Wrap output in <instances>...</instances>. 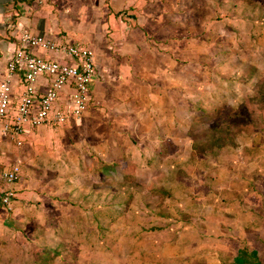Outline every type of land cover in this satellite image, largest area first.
I'll return each instance as SVG.
<instances>
[{
  "label": "crops",
  "instance_id": "1",
  "mask_svg": "<svg viewBox=\"0 0 264 264\" xmlns=\"http://www.w3.org/2000/svg\"><path fill=\"white\" fill-rule=\"evenodd\" d=\"M196 1L0 0V79L17 46L14 31L20 29L88 47L97 65L92 102L80 119L27 130L20 146L0 137V167L21 166L11 208L0 211V264H52L60 248L70 246L76 252L73 263H102L104 229L119 222L121 183L133 188L127 200L133 202L129 213L134 223L150 213L157 228L145 230L165 239L172 238L168 231L180 232L160 254L164 264H264L256 256L264 246L263 176H246L242 159L231 155L221 160L212 151L191 160L193 170L202 167L203 174L186 175L181 171L186 158L175 157L194 150V142L181 138L189 129L185 119L206 114L210 103L232 107L222 98L232 91L229 78L235 77L238 88H254L253 76L240 68L247 50L237 42L245 40L242 32L236 38L232 33L238 30L231 28L226 47L215 40L213 26L201 23L213 19L217 9L247 11L256 3L264 6V0L217 2L214 7ZM237 13H226L228 27L245 24L247 16ZM94 19L98 32L86 24ZM220 69L230 71L228 80L220 78ZM241 98L236 102L246 97ZM234 143L213 151L240 148ZM168 166H177L172 176ZM142 184L145 196H161L163 204L147 200L142 208ZM180 215L183 224L177 223ZM173 216L175 227L167 222ZM200 245L205 253L194 256ZM113 256L118 264V250ZM135 256L129 255V261Z\"/></svg>",
  "mask_w": 264,
  "mask_h": 264
},
{
  "label": "rangeland",
  "instance_id": "2",
  "mask_svg": "<svg viewBox=\"0 0 264 264\" xmlns=\"http://www.w3.org/2000/svg\"><path fill=\"white\" fill-rule=\"evenodd\" d=\"M196 2H210V7H214L213 3L216 4L217 2H230V4H232V2L233 3L234 2H251V0H197ZM200 6H202V4ZM219 10L223 11L222 8H219ZM223 12L224 13H220L218 12V9H217V11L214 12L215 13L214 18L207 19L205 23L202 22L201 26H204V25L213 26V30H215V33H216L215 40L217 39L218 41H220L221 45L223 42V44L226 47L230 45L229 44L230 41L228 40L230 39L229 36L231 34L229 33L231 32V28H235L236 30H238L236 31V33H232V35H235L236 38H239L240 37L239 32L240 31L242 32L241 36H245L246 38L245 40H243V38L241 37V40H237V42L241 46H246L247 50L243 51L244 53L242 54L243 56H242V62H241L240 68H242V70L249 69L248 71L244 70V72L247 71L246 74L253 76V79H252L253 82L251 83V85L252 86L255 85L257 87L256 88L257 91L254 92L253 88L252 90H248L247 88L246 90L243 87L238 88V86H236L235 84V81H236L235 77L234 76L231 78L228 77L229 81L232 83L230 84V90L232 91L228 94V97L227 96L223 97L222 95V98L227 99L225 101H227V103H229L232 106L231 108H233L234 110L235 109H240V110L245 109L243 113L247 115L245 119L230 121L233 123H236V122L237 123L235 124V126H231V128L233 129L232 131L231 129L229 130L228 132L229 137L233 138L234 142L237 141L238 144L240 143V148L232 149V151L225 152L222 150L213 151V149L216 148L214 147L211 151H212V154L214 155L213 157L218 156V158L221 160L229 159L232 157L236 158L238 161L239 159L240 160L242 159L243 160L242 162H244L242 165L244 166V168H242L243 170L242 173L245 174L247 172L246 176H250L254 174L263 176V180L261 182V184H263L264 183V115H263L264 114V6H260L259 3H256L255 6H251V7L249 6L247 11H245V8H240V7L235 8L231 6V9L229 8V11H227L229 14H236L238 12L242 16L244 15L247 16L244 19L245 24H240L241 28L238 27L239 25L238 23L237 24L233 23L232 25H230V27H228L227 21L225 20L227 16L226 14L227 12L226 11H223ZM94 21H95L94 23L89 21L86 24L88 25L89 28H92V30H95L96 32H98L99 24L98 22H96L97 21L96 19H94ZM243 32H245L246 34L244 35ZM202 42L207 43V40L202 39ZM189 44L190 43H187V45ZM220 70H221V73H219V75L221 76L220 78L226 77L224 78V81L228 80L227 75L231 74L230 71L229 73H227L225 72L226 71L225 69L224 70L220 69ZM218 82H216V84ZM217 87L218 88L221 87V89L224 90L221 85L220 87L217 85ZM251 91H253L254 93ZM239 96H241L242 98L246 97L245 99H243L244 102L242 101L241 104L240 102L239 103L236 102V99H238ZM223 102L224 101H222V103ZM222 103L221 102L216 103L217 107H219L218 105H222ZM216 104L210 103L208 105H205V108H208V107H212V108L205 109V112H207L206 114L200 113L199 115H196L197 116L196 119H193V120L185 119V121L189 123V126H188L189 129H187L188 131H187V134H185L186 136L183 135L181 138H186L187 140L186 144H189L188 141L194 142L193 143L194 145L201 144L207 138H209V136L212 137L213 134L211 133V131L209 132V130L210 129L212 130L214 126H217L218 128L222 130V132H220V135H222L223 132L227 133L225 126L221 124L222 121H219L216 119L212 120L210 119V116L208 115V114L211 115V113H213L216 110L217 108V107L215 108ZM249 127H251L252 129L248 131L247 133L237 130L238 128H241V130L243 129L245 130L247 128L249 129ZM244 142L249 143L250 146L245 147ZM188 150L184 152L183 151L177 152L175 155L177 160H180L181 158H186V161L182 163L183 166H181L182 173H185L186 175H189L191 172H194L195 174H200V173L203 174V171L201 172L202 167L194 168L193 170V163L191 162V160L194 161L195 158L200 155L198 154L200 153L199 150L196 152L194 150L193 151H188ZM207 159H209V157H206L205 161H207ZM172 161L174 160L172 159ZM176 171H177V166H174L173 169L171 168V166L167 167V173L169 176H172L174 172ZM163 174H166V172L164 171ZM251 182H252L251 184L257 190V187L259 185H255L253 181ZM120 186H121L120 191H121V194H123V198L120 199V204H119L120 206V212H119L120 214L118 217L119 222L117 226L114 227V229H111V230L104 229L105 230L103 232L104 233L103 234L104 244H102L103 250L101 253L103 256V262L102 263L98 262L97 264H117V262H114V259L116 257L113 256L114 251L116 250H118L119 257H120L119 259L120 261L118 262V264H144V263L145 264H164L163 263L164 260L160 258V254L162 255L163 252H165L166 250L165 246H173L171 245L172 239L173 238L175 239L177 237L176 234H179L180 232L174 231V233L172 234L171 232L166 231L168 235L169 234L172 235V238L165 239V237L161 236L159 232H154V230H150V231L145 230V228L146 227L148 228V226L150 225H153L151 229L157 228L156 226L157 224L154 223V219L156 218V216L150 213H146L145 215L140 214L139 219L138 218L135 219L136 223H134L133 220L135 216L133 215L131 216V214L129 213V209L133 206V202L130 203V201L127 200V196L129 192L133 189L132 185L121 183ZM139 186L142 187L140 188L142 189L140 190L141 191V199H140L141 205L140 206L142 208L144 207L143 203L146 202L147 200L154 201L153 204H155V200L160 202V204H163V200L161 196L157 197L156 199L151 198V196H145V195H149L147 193H144L145 191L147 192V190L145 191L143 190L144 189L143 184ZM154 187H156L155 190H157L159 185L157 183H154ZM156 192L157 191H155V193ZM171 200L174 201L171 205L175 206V200L173 199ZM150 206H153V205H150ZM173 217L174 218H168L167 222L169 225L171 224L175 227L177 223H181V224L184 223L182 221L181 215L179 216L181 217V220H178L177 223L176 222L174 223L175 216ZM106 222L107 221L105 219L104 225L106 224ZM134 225L138 226L137 228L141 229L140 232L133 229ZM92 234H94V232H92ZM145 242L147 243V245L145 244ZM148 245L151 248L153 246L154 249H152V251H149L150 249ZM204 245L195 247L196 251H193L194 256L198 257L199 255H203L205 253V252H202V250H204L202 246ZM70 248L61 247L59 254L56 256L57 259L55 260V263H52V264H81V262L78 261L79 258H77L76 260L78 261V263H73L71 261V259L75 258L76 252ZM200 248L202 249L201 251L199 250ZM98 250L100 251V248H98ZM132 253L136 254V256L133 260L129 261L128 256L131 255ZM149 253L152 254L153 261L151 257H149L150 255ZM145 255H148V256H145ZM257 255L260 256L261 259H264V246L263 248L258 249V253H256V256ZM145 257L147 261H145V259L143 260V258ZM190 258L191 256L184 259L185 262H187ZM112 259H113V263H112ZM155 260H157V263H154ZM92 263L96 264L94 263V261H92ZM83 264H86L85 259L83 261ZM168 264H171V263L169 262ZM173 264H177V263H173ZM178 264H181V263H178Z\"/></svg>",
  "mask_w": 264,
  "mask_h": 264
},
{
  "label": "built area",
  "instance_id": "3",
  "mask_svg": "<svg viewBox=\"0 0 264 264\" xmlns=\"http://www.w3.org/2000/svg\"><path fill=\"white\" fill-rule=\"evenodd\" d=\"M13 36L17 46L0 79V137L20 146L27 130L81 118L92 102L97 65L88 47L26 29ZM20 177V162L0 167V211L11 208Z\"/></svg>",
  "mask_w": 264,
  "mask_h": 264
},
{
  "label": "trees",
  "instance_id": "4",
  "mask_svg": "<svg viewBox=\"0 0 264 264\" xmlns=\"http://www.w3.org/2000/svg\"><path fill=\"white\" fill-rule=\"evenodd\" d=\"M254 88H253L254 92L257 91L256 90L257 87L255 86ZM244 110H240V109H235L234 110L231 107L221 106V107H217L216 110L213 113H211V115L208 114L210 116V119H212V120L216 119V120L222 121L221 124L223 126H225L227 133L223 132L222 135H220V132H222V130L220 128H218L217 126H214L212 130L211 129L209 130V132L211 131L213 136L212 137L209 136V138H207L201 144H195L194 145L195 152L199 150L200 153H198V154H204L205 152L211 151L214 147L221 148V147H224V146H234L235 143L233 141V138L229 137L228 132H229L230 129L232 131L233 128H231V126H235V124L237 122L233 123V122H230V121L231 120H242V119H245L247 117V115L245 113H243ZM251 129L252 128L249 127V129L247 128L245 130L244 129L241 130V128H238L237 130L247 133Z\"/></svg>",
  "mask_w": 264,
  "mask_h": 264
}]
</instances>
